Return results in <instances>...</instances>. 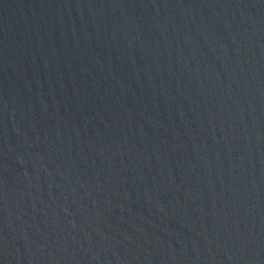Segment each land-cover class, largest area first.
Listing matches in <instances>:
<instances>
[{"label": "water", "instance_id": "95a60500", "mask_svg": "<svg viewBox=\"0 0 264 264\" xmlns=\"http://www.w3.org/2000/svg\"><path fill=\"white\" fill-rule=\"evenodd\" d=\"M0 264H264V0H0Z\"/></svg>", "mask_w": 264, "mask_h": 264}]
</instances>
